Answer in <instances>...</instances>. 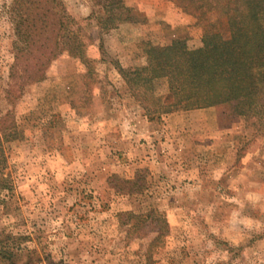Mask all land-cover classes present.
<instances>
[{"label":"rangeland","instance_id":"rangeland-1","mask_svg":"<svg viewBox=\"0 0 264 264\" xmlns=\"http://www.w3.org/2000/svg\"><path fill=\"white\" fill-rule=\"evenodd\" d=\"M62 1L83 55L19 88L0 0V264H264V86L195 104L178 79L237 0Z\"/></svg>","mask_w":264,"mask_h":264},{"label":"trees","instance_id":"trees-1","mask_svg":"<svg viewBox=\"0 0 264 264\" xmlns=\"http://www.w3.org/2000/svg\"><path fill=\"white\" fill-rule=\"evenodd\" d=\"M11 12L18 39L10 69L15 86L40 82L65 51L82 57L75 20L62 0H13ZM226 14L230 36L207 35L201 49L183 50L184 76L178 79L192 103L216 99L252 108L264 86V0H237ZM191 87L201 96L193 99Z\"/></svg>","mask_w":264,"mask_h":264},{"label":"crops","instance_id":"crops-1","mask_svg":"<svg viewBox=\"0 0 264 264\" xmlns=\"http://www.w3.org/2000/svg\"><path fill=\"white\" fill-rule=\"evenodd\" d=\"M163 20L166 21L165 27L169 28V25H170L172 28L171 29L172 31H174L173 29L178 28V27H181L184 30L191 31V32L196 31L193 27L186 26L187 22H185L186 18L184 16L183 12H181L179 9L174 8L172 6L168 8V16L166 18H163ZM169 36L173 39L175 37V35L173 33H169ZM131 46H132V44H131Z\"/></svg>","mask_w":264,"mask_h":264}]
</instances>
